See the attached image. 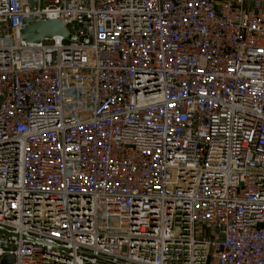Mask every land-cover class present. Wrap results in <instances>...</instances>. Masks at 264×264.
<instances>
[{"label": "built area", "instance_id": "1", "mask_svg": "<svg viewBox=\"0 0 264 264\" xmlns=\"http://www.w3.org/2000/svg\"><path fill=\"white\" fill-rule=\"evenodd\" d=\"M7 255L264 264V0H0Z\"/></svg>", "mask_w": 264, "mask_h": 264}, {"label": "water", "instance_id": "2", "mask_svg": "<svg viewBox=\"0 0 264 264\" xmlns=\"http://www.w3.org/2000/svg\"><path fill=\"white\" fill-rule=\"evenodd\" d=\"M24 27L19 31V37L27 42H38L43 38L54 35H65L66 30L60 19H23ZM13 255H7L1 259L0 264H12Z\"/></svg>", "mask_w": 264, "mask_h": 264}]
</instances>
